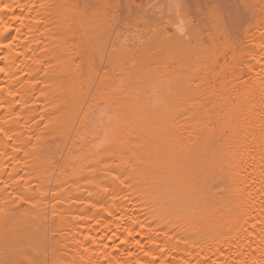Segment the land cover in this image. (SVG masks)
<instances>
[{"label":"bare ground","instance_id":"bare-ground-1","mask_svg":"<svg viewBox=\"0 0 264 264\" xmlns=\"http://www.w3.org/2000/svg\"><path fill=\"white\" fill-rule=\"evenodd\" d=\"M117 2L0 0V264H264V0L221 52Z\"/></svg>","mask_w":264,"mask_h":264},{"label":"rangeland","instance_id":"rangeland-1","mask_svg":"<svg viewBox=\"0 0 264 264\" xmlns=\"http://www.w3.org/2000/svg\"><path fill=\"white\" fill-rule=\"evenodd\" d=\"M117 2V0H114ZM169 0H120L117 3L121 5L119 9V13L124 15L121 19L120 14L118 13L119 20L117 24L114 25V29L112 30L111 36H113L116 30L119 28V24L122 21H127L128 18L135 17L137 21H131V26H133V31L136 33L137 31L146 32L148 35L153 34L152 31H155V35H160L167 30V32H172L175 25H169L174 21L172 18V14L167 10V4ZM176 4L179 5V11L182 14L191 20L192 24L195 26L196 30H198L202 38L203 47L209 48L211 44L215 46L214 49L218 52L222 51L223 45H221L217 40V35L212 31V26L216 22L218 25H221V28L226 29V31L231 36V41L237 42L238 38L234 35L239 34L242 30L243 20L246 18V11L243 9V5L241 0H174ZM250 3H253L252 0ZM124 4V6H123ZM125 8V10L122 9ZM121 10V11H120ZM130 11V15L127 14V11ZM124 13V14H123ZM178 13H175V16L178 17ZM173 15V17H175ZM236 16L237 21H236ZM175 17V18H176ZM116 18V19H117ZM174 18V19H175ZM234 18V19H233ZM121 19V20H120ZM235 20V21H234ZM137 22V23H136ZM167 22H170L169 24ZM125 23V22H124ZM119 25V26H118ZM136 26V28H135ZM118 27V28H117ZM163 27L165 30H163ZM121 29L122 35H126V30ZM160 31H159V30ZM158 33H157V32ZM151 32V33H149ZM166 32V33H167ZM160 33V34H159ZM167 33V34H169ZM138 34V35H140ZM161 34V35H162ZM165 34V33H164ZM165 34V35H167ZM137 35V34H136ZM146 35V34H145ZM148 37V36H146ZM212 39V41H211ZM131 41V40H129ZM212 42V43H211ZM132 54V53H131ZM130 54V56H131ZM133 54H135L133 52ZM132 54V55H133ZM134 57V56H132Z\"/></svg>","mask_w":264,"mask_h":264},{"label":"snow or ice","instance_id":"snow-or-ice-1","mask_svg":"<svg viewBox=\"0 0 264 264\" xmlns=\"http://www.w3.org/2000/svg\"><path fill=\"white\" fill-rule=\"evenodd\" d=\"M169 7H178V5L170 4ZM8 8H9V5L4 4V5L0 6V11L8 9ZM183 25H184V21L183 20L179 21V23L176 25L177 30L182 32L183 31ZM0 71H3V69H0ZM129 236H131V232H129Z\"/></svg>","mask_w":264,"mask_h":264}]
</instances>
